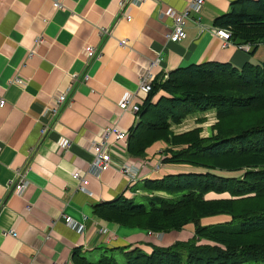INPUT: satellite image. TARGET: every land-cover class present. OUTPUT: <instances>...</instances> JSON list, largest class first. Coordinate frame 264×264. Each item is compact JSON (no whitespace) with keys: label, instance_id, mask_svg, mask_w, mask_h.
I'll return each instance as SVG.
<instances>
[{"label":"crops","instance_id":"obj_1","mask_svg":"<svg viewBox=\"0 0 264 264\" xmlns=\"http://www.w3.org/2000/svg\"><path fill=\"white\" fill-rule=\"evenodd\" d=\"M187 1L133 4L132 19L126 21L119 0H0V264H73L74 250L96 258L98 250L107 248L130 245L149 251V245H162L163 237L99 219L92 206L122 193L143 196V179L186 168L164 164L153 170L164 142H154L138 158L129 156L126 142L117 143L112 135L114 165L91 171L90 146L104 128L116 124L128 132L136 123L137 115L121 110L118 103L136 92L140 72L156 58V80L180 66L215 61L240 68L247 61L264 60V42L251 55L212 32L213 21L234 0H204L199 12L186 19L184 39L168 40L172 20L161 11L181 10ZM123 39L125 45L120 44ZM86 45L98 51L93 59L86 58ZM16 73L25 79L24 87L10 82ZM59 92H66L67 100L42 136L41 128L50 121L47 107ZM207 113L214 121L211 111L196 113L172 129L179 133L199 126L203 135L212 123L198 119ZM61 137L70 140L66 150L57 144ZM130 162L134 181L118 169ZM24 168L28 185L14 193L10 183ZM74 169L86 176L85 189L72 178ZM67 216L72 225L64 221ZM103 225L107 233H100ZM187 229L165 233L163 245L176 240L177 233L189 237L193 228Z\"/></svg>","mask_w":264,"mask_h":264},{"label":"trees","instance_id":"obj_2","mask_svg":"<svg viewBox=\"0 0 264 264\" xmlns=\"http://www.w3.org/2000/svg\"><path fill=\"white\" fill-rule=\"evenodd\" d=\"M213 25L229 29L235 45L250 43L253 55L264 42V0H234ZM208 111L214 121L207 136L199 126L173 131L186 117ZM156 141L165 143L164 164L186 169L143 179L145 203L122 193L93 204L92 213L146 232L191 226V235L149 245V251L130 245L103 249L95 262L74 250L72 263L119 264L108 254L113 250L123 254L124 264L264 263V60L240 68L207 61L177 67L164 81L155 79L128 130L126 152L144 157Z\"/></svg>","mask_w":264,"mask_h":264},{"label":"built area","instance_id":"obj_3","mask_svg":"<svg viewBox=\"0 0 264 264\" xmlns=\"http://www.w3.org/2000/svg\"><path fill=\"white\" fill-rule=\"evenodd\" d=\"M148 0H119V13L120 15L126 20L131 21L132 16L129 12V6L133 4H139L144 3ZM204 0H188L185 7L181 10H174V9H166L164 11H161V16H168L172 20V26L171 30L167 34V39L179 42L184 39L186 36L185 31V21L189 18V15L191 12H199L201 6L203 5ZM54 5L56 7H60V3L57 1H54ZM198 22V21H197ZM103 33L109 34L110 31L106 28L102 29ZM212 32L217 35L224 44L228 43L230 41L231 32L229 29L226 28H215L212 29ZM126 40H120V44L125 45ZM240 49H244L246 51H249L251 48L250 43H244L240 45H236ZM84 53L86 54V58L88 60L93 59L97 56L98 51L94 49L91 45H86L84 47ZM159 61V58H156L154 61H152L150 64L146 66V68L140 72L139 74V81H138V87L135 93H127L125 94L122 99L119 101L118 106L121 110L126 111L129 110L137 115L141 104L147 97L148 93L152 89V84L155 80L156 73L154 72V66L157 65V62ZM167 74H164L162 76V80L164 81L167 78ZM84 79H87V74L84 75ZM11 83L18 84L21 87H24L26 84L25 79L20 76L19 74H15L13 78L10 81ZM66 92H59L54 96V101L47 107V112L50 117V121L47 125H44L41 128V135H45L48 130H50L51 123H53L56 118L58 117L60 110L62 106L64 105L65 101L67 100ZM4 105V100L0 99V107ZM128 132L121 129L118 125H111L109 127H106L102 130L100 137L97 141H95L91 146L90 150L93 152V159L89 165V169L91 171H99L103 172L111 168L114 163L112 161V157L110 154V145L112 143L111 136H114L115 142H126ZM58 146L68 149L70 146V140L61 137L58 140ZM133 164L130 163H123L118 166L119 171L130 178V180L134 181V170H133ZM162 167V163L160 160H158L153 165V170H159ZM82 171L80 169H74L72 171V178L78 181V187L80 189H85L88 180L85 175L81 173ZM28 185V180L26 179V168L21 169L16 173L15 178L10 183L9 189L14 193H22L24 189ZM64 221L68 225H72L71 218L69 216L64 217ZM100 233H107L108 228L106 226H101L99 228ZM12 235H14V232H12ZM22 264V263H20ZM31 264V263H30ZM57 264H67L64 262H58Z\"/></svg>","mask_w":264,"mask_h":264},{"label":"rangeland","instance_id":"obj_4","mask_svg":"<svg viewBox=\"0 0 264 264\" xmlns=\"http://www.w3.org/2000/svg\"><path fill=\"white\" fill-rule=\"evenodd\" d=\"M207 116H210V113H207L205 115V118H204L205 121H207V124L206 125H210L209 123H212L213 120L211 119V117H207ZM192 118H193L192 116L186 117L185 118V121H187L186 123H188L189 121H191ZM210 132H211L210 126H207V129L205 130V132L203 133V135L204 136H207ZM161 163H162V165H164V163L162 161H161ZM217 172L219 174H221V175H238V174H240L239 171H228V170H218ZM146 194L147 193H145L144 195H146ZM156 194H158V193H156ZM134 201L136 203H145L147 201V198L146 197H142V196H138V197H135L134 198ZM221 220H223V219H220V221ZM187 228H188V226L187 227H184L182 230H185V233H188V229ZM148 233H151L155 237H157V236H159V238L163 237V240H161V239L159 240L160 243L163 245L164 239H165V237H164L165 233H161V232H159V233H156V232H148ZM177 236L178 237L176 238V240L177 239H180L181 240L183 238L184 239H187L188 238L187 234H185L184 236H182L181 238H179L180 234L177 233ZM98 252L99 253H102V250H98L97 253ZM108 254H112L115 257V259L118 261L119 264H124V256H123V254L119 250H113V251L109 252ZM89 260L95 262V261L98 260V257H96L95 259H92V258L89 257ZM242 264H264V263L251 261V262H245V263H242Z\"/></svg>","mask_w":264,"mask_h":264}]
</instances>
